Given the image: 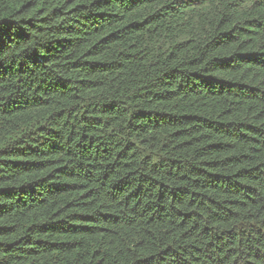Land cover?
I'll return each mask as SVG.
<instances>
[{"label":"trees","instance_id":"16d2710c","mask_svg":"<svg viewBox=\"0 0 264 264\" xmlns=\"http://www.w3.org/2000/svg\"><path fill=\"white\" fill-rule=\"evenodd\" d=\"M0 264H264V0H0Z\"/></svg>","mask_w":264,"mask_h":264}]
</instances>
